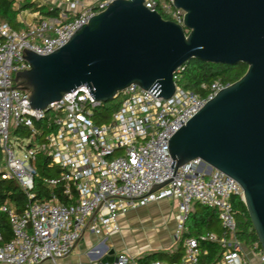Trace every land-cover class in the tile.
<instances>
[{
    "label": "built area",
    "instance_id": "obj_1",
    "mask_svg": "<svg viewBox=\"0 0 264 264\" xmlns=\"http://www.w3.org/2000/svg\"><path fill=\"white\" fill-rule=\"evenodd\" d=\"M114 1L16 0L18 10L25 3H36L57 9L58 14L48 17L23 10L19 28L0 25V176L14 180L28 197L22 212L9 201L0 205L13 232L10 241L0 233V264H60L88 231L102 239L90 256L94 264H103L111 250L104 251L106 242L122 230L120 217L163 200L177 203V239L188 232L196 203L218 211L223 233L187 237L181 261L147 264H200L208 254L201 247L204 241L223 250L215 264H256V259L264 264V251L246 246L238 237L232 200L244 201L241 185L202 159L176 170L170 153L174 135L231 84L222 79L205 83L201 95L178 84L180 68L171 98L132 85L118 94L119 107L110 117L86 86L50 104L49 111L33 109L30 94L15 88L16 75L31 68L25 51L54 53ZM144 4L164 14L165 20L184 25L185 12L174 6V0H144ZM44 160L55 174H41ZM39 178L59 193L47 201L36 200ZM115 257L106 264H141L138 257L123 252Z\"/></svg>",
    "mask_w": 264,
    "mask_h": 264
},
{
    "label": "water",
    "instance_id": "obj_2",
    "mask_svg": "<svg viewBox=\"0 0 264 264\" xmlns=\"http://www.w3.org/2000/svg\"><path fill=\"white\" fill-rule=\"evenodd\" d=\"M184 25L165 20L144 0H116L50 55L25 51L31 68L16 75L31 107L81 87L104 104L136 85L171 98L174 76L192 60L248 67L170 142L175 169L202 159L235 179L264 251V0H174ZM170 182L156 186L153 192ZM108 247L104 246V251ZM115 250L102 260L116 261Z\"/></svg>",
    "mask_w": 264,
    "mask_h": 264
},
{
    "label": "trees",
    "instance_id": "obj_3",
    "mask_svg": "<svg viewBox=\"0 0 264 264\" xmlns=\"http://www.w3.org/2000/svg\"><path fill=\"white\" fill-rule=\"evenodd\" d=\"M15 3L16 0H0V25L8 24L14 28H19L20 23L18 21V15L20 14V11L23 10H31L35 12L40 11L44 16L48 17L58 14L57 9L51 10L48 7L40 6L36 3H25L21 6V9L18 10L15 8ZM163 17L167 18L164 14ZM247 69L248 67L244 64L232 67L192 60L180 69L177 82L183 88L203 95L205 94V91L202 90L203 84H210L217 79H222L225 83L232 84L240 80L246 73ZM118 107L119 100L114 104H104L102 109L103 112L108 115L106 117H109L111 113L117 111ZM1 161L2 154L0 149V163ZM44 161L43 165H40L41 174L43 176H48L52 171H49V169L46 168L47 163L46 160ZM34 192L36 200L39 201H47L52 198L53 193H59L58 190H52L45 186L40 178L36 180ZM61 200L64 202L66 201L63 196H61ZM7 201L13 203L18 212H22L28 203V197L14 180L4 179L0 176V205ZM232 202L237 212L239 239L248 247H257L258 250L262 249L245 202L241 197L233 198ZM219 225H221V223L217 210L196 203L187 222L188 232L184 233L178 239V248L172 253L162 251L147 253L139 258V262L141 264H147L154 260L171 262L181 261L184 255L183 243L187 237H199L200 235H205L207 233H215L214 231L217 230ZM0 233L3 235L4 241H10L13 238V232L8 217L1 212ZM201 247L203 250L207 251L208 254L201 257L200 264H215L223 252L218 244L209 241L202 242Z\"/></svg>",
    "mask_w": 264,
    "mask_h": 264
},
{
    "label": "rangeland",
    "instance_id": "obj_4",
    "mask_svg": "<svg viewBox=\"0 0 264 264\" xmlns=\"http://www.w3.org/2000/svg\"><path fill=\"white\" fill-rule=\"evenodd\" d=\"M116 102L117 100H114L110 104ZM112 115L113 113L109 117ZM52 174H55V171H52ZM177 212L176 204L172 200L163 203L162 206H148L138 214V219L136 218L133 223L128 224L125 233L123 230L121 233L112 236L106 242V246L116 250L117 255L123 252L133 257H143L147 251L151 250V247L155 248L163 244L164 239H168L167 235L170 228L174 226ZM166 232L167 235H163ZM101 240L100 237L88 231L73 253L68 258L62 259L60 264L96 263L90 256V252L101 243ZM256 264H260V262L257 261Z\"/></svg>",
    "mask_w": 264,
    "mask_h": 264
},
{
    "label": "crops",
    "instance_id": "obj_5",
    "mask_svg": "<svg viewBox=\"0 0 264 264\" xmlns=\"http://www.w3.org/2000/svg\"><path fill=\"white\" fill-rule=\"evenodd\" d=\"M170 200H163V201H160L158 203H153V204H149V205H144L136 210H131L129 213H127L126 215H122L119 219V223H120V226H121V232L123 231L124 233L126 232V229H127V226L129 223H133L135 221V219L139 216L138 214H140V212L142 210H145L146 207L150 206V207H157L158 205L159 206H162L163 203L165 202H169ZM176 204V210L178 211L177 209V203L175 202ZM178 212L176 213V216H177ZM176 216H175V223H174V226L173 228H170L169 232H168V235H167V232L164 233L163 235H167L168 236V239H164V242L163 244L159 245V246H156L155 248H152L151 247V250L150 251H147L146 253H150V252H154V251H162V252H168V253H172L174 252L177 248H178V239L176 238V231H177V221H176ZM138 219V218H137ZM120 232V233H121ZM216 234L218 235H221L222 234V226H218L217 230L214 231ZM119 234V233H118ZM86 235V234H85ZM84 235V236H85ZM117 235V234H115ZM113 235V236H115ZM112 250V249H111ZM142 250V248H141ZM116 252V250H115ZM118 253V252H117ZM94 259V258H93ZM258 260L256 259L255 262H257Z\"/></svg>",
    "mask_w": 264,
    "mask_h": 264
}]
</instances>
